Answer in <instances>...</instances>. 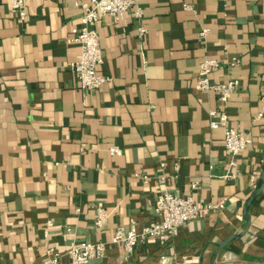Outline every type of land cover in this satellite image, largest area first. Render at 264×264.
I'll use <instances>...</instances> for the list:
<instances>
[{
    "label": "crops",
    "instance_id": "crops-1",
    "mask_svg": "<svg viewBox=\"0 0 264 264\" xmlns=\"http://www.w3.org/2000/svg\"><path fill=\"white\" fill-rule=\"evenodd\" d=\"M82 1L26 0L19 23L0 0V264L48 251L67 264L80 241L106 242L91 264H264V0H135L140 19L102 17L110 80L90 91L68 67ZM206 58L212 82L238 83L226 103L196 87ZM213 110L249 139L233 168ZM164 190L222 208L170 242H110L130 219L154 220Z\"/></svg>",
    "mask_w": 264,
    "mask_h": 264
},
{
    "label": "built area",
    "instance_id": "built-area-1",
    "mask_svg": "<svg viewBox=\"0 0 264 264\" xmlns=\"http://www.w3.org/2000/svg\"><path fill=\"white\" fill-rule=\"evenodd\" d=\"M78 6L81 16L78 24L70 29L69 42L79 47V53L68 64V67L81 90H96L110 80L101 71L103 52L96 24L104 16L119 20L132 8L133 16L136 19L141 18L142 12L140 8L136 7L135 0H85L80 2ZM9 7L19 23L26 20V0H10ZM146 33V28L140 25L138 27L139 38H143ZM217 67L218 63L215 60L204 59L198 66L196 87L202 92L214 91L219 100L226 103L230 95L237 89L238 83L236 80H227L222 83L212 82L210 74ZM210 115V128H223V145L227 156V165L233 168L236 166L237 156L243 152L249 139L243 132L227 125L228 115L225 111L213 110ZM261 116L262 113H259L257 117ZM111 153L118 154L119 150L112 148ZM220 208H222L221 204H200L191 196H181L164 190L156 197L154 220L138 229L136 222L130 219L127 226H119L114 230L110 242L121 245L128 252L140 241L148 238L160 242H170L180 227L187 222L203 218L211 210ZM103 220L104 214L100 212L97 224L101 226ZM105 247L106 242L80 241L73 243L68 250L69 260L67 264H91L92 260H100L104 257ZM42 264H58L57 256L55 254L52 256L51 251H48L47 258Z\"/></svg>",
    "mask_w": 264,
    "mask_h": 264
}]
</instances>
